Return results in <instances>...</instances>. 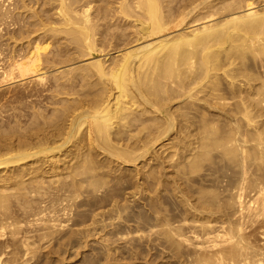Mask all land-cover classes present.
Here are the masks:
<instances>
[{
	"label": "bare ground",
	"instance_id": "bare-ground-1",
	"mask_svg": "<svg viewBox=\"0 0 264 264\" xmlns=\"http://www.w3.org/2000/svg\"><path fill=\"white\" fill-rule=\"evenodd\" d=\"M262 4L0 0V264H264Z\"/></svg>",
	"mask_w": 264,
	"mask_h": 264
},
{
	"label": "rangeland",
	"instance_id": "rangeland-1",
	"mask_svg": "<svg viewBox=\"0 0 264 264\" xmlns=\"http://www.w3.org/2000/svg\"><path fill=\"white\" fill-rule=\"evenodd\" d=\"M262 8H264V4L259 6L257 9L261 10ZM122 28L124 29V26ZM128 38L130 39V37ZM5 39L6 37L1 39V41ZM134 46L135 45L133 44L127 47H121L118 51L109 53V55L106 56L105 59H108L109 57L118 56L124 53L125 50L130 49ZM104 56H105L104 54H101L96 58L104 59ZM86 63L88 62H85L82 64H86ZM78 65H81V64L74 65L71 68L76 67ZM67 69L69 68L68 67L63 68L58 71H63ZM52 74L53 73H51L50 75ZM30 87L31 85H29V87L27 88L26 86L23 87L21 84H12L10 86L1 88L0 94H4L7 97V101L4 104V107L0 108L1 115H3L4 117H8L11 115H19V114H21L22 116L30 115L32 112V107L33 108H38V107L44 108V105L50 102L49 93L44 92L43 88H40L36 92L32 90L33 87L32 88ZM25 88H27V90H25ZM89 254L90 253L87 252L86 254H82L81 257L80 256L75 257L74 254L70 252L67 258V261L64 262V264H79V262H81L82 257L85 255H89Z\"/></svg>",
	"mask_w": 264,
	"mask_h": 264
}]
</instances>
